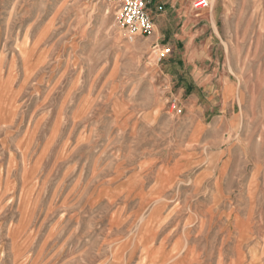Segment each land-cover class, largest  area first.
Wrapping results in <instances>:
<instances>
[{
  "label": "rangeland",
  "instance_id": "rangeland-1",
  "mask_svg": "<svg viewBox=\"0 0 264 264\" xmlns=\"http://www.w3.org/2000/svg\"><path fill=\"white\" fill-rule=\"evenodd\" d=\"M197 1L0 0V264H264V0Z\"/></svg>",
  "mask_w": 264,
  "mask_h": 264
},
{
  "label": "crops",
  "instance_id": "crops-1",
  "mask_svg": "<svg viewBox=\"0 0 264 264\" xmlns=\"http://www.w3.org/2000/svg\"><path fill=\"white\" fill-rule=\"evenodd\" d=\"M151 5V12L155 11V30L149 36L150 41H161L167 39V43L174 49L178 45H191L193 42L196 21L203 13L199 12L193 6L195 0H146ZM213 27L216 25V17L214 12H209ZM164 24V25H163ZM164 38V39H163ZM188 48V46H187ZM189 49V48H188Z\"/></svg>",
  "mask_w": 264,
  "mask_h": 264
},
{
  "label": "built area",
  "instance_id": "built-area-1",
  "mask_svg": "<svg viewBox=\"0 0 264 264\" xmlns=\"http://www.w3.org/2000/svg\"><path fill=\"white\" fill-rule=\"evenodd\" d=\"M116 5L117 19L130 36L149 37L154 33L155 22L149 14L145 0H109ZM207 3L205 0L197 1V4ZM196 4V6H197ZM154 52L159 60L165 59L171 52L168 46L156 44Z\"/></svg>",
  "mask_w": 264,
  "mask_h": 264
},
{
  "label": "bare ground",
  "instance_id": "bare-ground-1",
  "mask_svg": "<svg viewBox=\"0 0 264 264\" xmlns=\"http://www.w3.org/2000/svg\"><path fill=\"white\" fill-rule=\"evenodd\" d=\"M208 3V2H207ZM135 37L134 36H130V39L132 40V39H134Z\"/></svg>",
  "mask_w": 264,
  "mask_h": 264
}]
</instances>
